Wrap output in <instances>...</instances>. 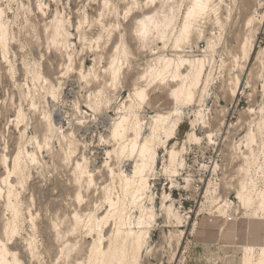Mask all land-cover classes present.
I'll list each match as a JSON object with an SVG mask.
<instances>
[{
  "label": "rangeland",
  "instance_id": "1",
  "mask_svg": "<svg viewBox=\"0 0 264 264\" xmlns=\"http://www.w3.org/2000/svg\"><path fill=\"white\" fill-rule=\"evenodd\" d=\"M215 1L216 16L176 49L193 0H0L8 36L6 49L0 44V226L18 211L10 243L24 264H87L98 238L90 215H105L106 193L120 195L119 176L139 163L121 154L114 128L128 117L150 138L157 115L174 129L157 141L147 173L143 205L154 220L139 264H264L255 244L264 242V0ZM161 13L175 14L173 33L140 37V22ZM56 19L66 44L50 42ZM169 59L181 73L180 61H203L192 99L175 100L181 78L147 76ZM18 154L22 170L9 177ZM7 178L17 182L10 209ZM244 183L252 205L238 197ZM127 212L140 214L129 201ZM109 222L103 234L115 231Z\"/></svg>",
  "mask_w": 264,
  "mask_h": 264
},
{
  "label": "bare ground",
  "instance_id": "2",
  "mask_svg": "<svg viewBox=\"0 0 264 264\" xmlns=\"http://www.w3.org/2000/svg\"><path fill=\"white\" fill-rule=\"evenodd\" d=\"M153 2H154V0H153ZM220 4H221L220 2L218 3L215 0H193V6L189 10V12L187 13V15L183 21V24L181 26V29L179 30L178 36L175 39L176 40L175 48L176 49H182L184 46H186L185 44L189 40H191L192 33L194 32L195 26L197 24L199 25V23H201L206 18H208V17L210 18L211 15L216 16L217 7ZM161 14H162V16L161 15H160L161 17L158 16L159 18H156L155 16H152V17L146 16L147 18L143 19L140 22V29L137 31L139 33L140 37L146 38L148 35L155 32L157 34V36L159 37V39L164 41L169 37V35H171L173 33L172 30L174 31V24H175L174 21L176 18L175 14L174 15H172L173 13L164 14V15H163V13H161ZM57 19H56V25L53 26L54 30L51 34V38H50L51 41L50 42H52L56 45L57 44H66L68 34L64 33L62 31V27L60 25H58L59 20L57 21ZM176 21H177V19H176ZM216 21H217L216 22L217 24L220 23V21H218V20H216ZM53 23H54V21H53ZM65 32H67V31L65 30ZM151 36H152V34H151ZM7 37H8L7 31L1 22L0 23V44L5 49L7 46V40H8ZM47 41H49V39ZM166 44H167V42H166ZM184 48H186V47H184ZM251 55H252V49L251 48H248V49L245 48L244 49V57L246 59H250ZM115 62H116V59H115ZM180 62H182L181 66L183 64H186L185 69H187L186 70L187 73H181V71L178 72V68H176V67L175 68L177 70L174 72L175 69L173 70V68H172V66H173L172 60L169 59V60L165 61V63L162 65V67H160V69L157 72H155V73L150 72L151 74L147 75V76H149V78H153V81H155L157 78H160V77L163 78L164 76H167L168 74H172V78H174V79L181 78L183 81V84L181 85V87L178 90H175V95H174L175 100H177V101L181 100L183 94H185L188 99H192L195 96L194 94L197 91V89L200 88V85H201L202 79H203V74H204V64H203L202 60H193V61L192 60L191 61L182 60ZM186 71H184V72H186ZM115 74H116V71L113 70V75H115ZM170 78H171V76H170ZM180 83H181V81H180ZM136 96L140 99V102H142L146 96L145 91L144 90H138L136 92ZM139 99H137V100H139ZM88 104H90V103H88ZM128 116H129V114H128ZM166 119H167L166 116L157 115L154 119V124L151 126L152 136L150 138H146V139H144L142 136V131L140 128V122L139 121H133L134 119L129 121L128 117H124L120 122L117 123L116 127L114 126L115 130L113 129L114 130L113 136H114V138H120V140H121V143H119L121 154H125V152L128 151L130 153V156L135 155L139 159V163L137 164V166H135V170L131 176L123 175L122 173L119 176V178L121 179V180L119 179L121 181V185H120L121 186V194L120 195L113 197L115 194L112 195V193H110V192L106 193L107 209L105 211L106 212L105 215L102 218L92 217L93 215H90V219H89L88 225H87L89 235L90 234L92 235L93 233H97L98 238L95 240L94 246L91 249L92 250L91 255H90V258H89L87 264H139L140 253L142 252L143 248L145 247V245L147 243L149 231L151 229V226L153 225L152 223L154 220L153 211H151L149 208H147L143 205V199L147 195V192L149 191V183L147 181V173L152 170L153 165L155 163V158L157 155V150H156L157 141H159L162 134L168 137L170 135V132L173 131V129H174V126H166V124H165ZM164 144H166V141ZM248 147H249V145H248ZM115 150H117V149H115ZM251 150H252V148H251ZM253 151H250L251 156L254 155ZM20 154H18L15 157V164H14L13 170L11 169L10 164H6L7 170L9 172V177H10V175L12 176V174H15V175L20 174V172L22 170L21 169V163H20ZM245 154H243V156ZM176 155L177 154H176L175 150L173 149L171 151L172 162L176 159ZM110 157H111V155H110ZM251 158L252 157H250V156H245L246 164L248 165V167L252 164ZM255 158H253V160ZM5 163H8V162L5 160ZM79 166L80 165H78V167ZM109 169H110V167H109ZM246 171L248 172L249 170L246 169ZM115 173H114L113 169L110 170V174L112 176H116ZM8 179L9 178L5 179L4 182H5V184H8L7 199L9 201V204H8V208H9V206L12 204L10 198L12 199V195L14 194V186H15V183H17V182L14 179L11 182H8ZM78 180H79V178H78ZM80 180H81V178H80ZM85 183H86V181H85ZM87 185H88V183H87ZM241 190L242 191H240L238 193V197L243 201V203L245 205H250L252 203V200L249 197V194L247 193L248 190H247V184L246 183H244L241 186ZM1 192H2V187L0 186V193ZM258 197L263 198L262 200L259 201V205H260L261 210L264 211V192L258 193ZM128 201L131 202L132 205H135L136 208L139 210V213H140L139 216L132 217L128 214V212H127V202ZM5 207H6V204H5ZM8 208H7V210H8ZM12 209H13V207H12ZM9 212H11V211H9ZM18 219H19L18 218V211L16 212L14 210L13 217L9 220V222H7V225H5L6 222L5 223L3 222L5 225V230L3 229V231H2V226H0V264H24L21 260L22 256L20 258L18 257V255L14 252L15 250L13 251L15 246H13V244L10 243L11 240L15 238L14 236L17 234V232H19L18 231L19 230V226H18L19 224L17 225V222L19 223ZM110 219H112L114 221V223H115L114 225L116 226V229L112 234H110L108 230L105 232V234H103V232H104L103 228H104V226H107ZM76 221H78V219H76ZM79 228H80V226H79ZM68 229H70V228H68ZM67 231L69 232V230H67ZM247 232L249 235L250 234L249 230H247ZM255 244H259V246L262 247L263 257H264V242L258 241V242H255ZM259 264H261V262Z\"/></svg>",
  "mask_w": 264,
  "mask_h": 264
}]
</instances>
